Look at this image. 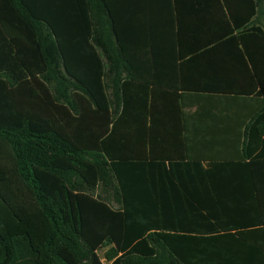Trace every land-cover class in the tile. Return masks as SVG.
I'll return each mask as SVG.
<instances>
[{
	"label": "trees",
	"instance_id": "1",
	"mask_svg": "<svg viewBox=\"0 0 264 264\" xmlns=\"http://www.w3.org/2000/svg\"><path fill=\"white\" fill-rule=\"evenodd\" d=\"M121 1L0 0V264H252L257 246L235 226L165 215L181 203L166 206L163 190L179 188L192 209V184L180 179L208 178L216 164L160 151L169 136L186 148L183 104L169 106L163 124L154 119L144 56L157 42L129 37ZM222 1V38L238 33L230 40L264 99L256 9ZM254 122L243 143L249 161L264 144Z\"/></svg>",
	"mask_w": 264,
	"mask_h": 264
},
{
	"label": "crops",
	"instance_id": "2",
	"mask_svg": "<svg viewBox=\"0 0 264 264\" xmlns=\"http://www.w3.org/2000/svg\"><path fill=\"white\" fill-rule=\"evenodd\" d=\"M122 1L117 15L122 24L130 26L129 37H152L157 42L158 49L144 56L149 91L145 102L155 106L154 119L163 124L171 118L166 115L171 110L169 106L183 104L186 148H173L172 138L167 136L160 151L175 149L179 158L200 162L205 168L216 164L208 178L200 175L180 179L186 186L192 184V209L183 203L179 188L171 189V194L165 188L162 199L166 206L171 205L174 197L181 203L177 212L171 206L165 207V215L179 218L193 215L194 226L198 228L215 224L214 221L202 223V215L212 220L220 218L224 226H235L232 232L238 228L255 243L258 254L255 259H249L250 263L264 264V144L255 151V159L243 158L245 135L252 122L255 121V126L261 121L259 114L264 110V99L256 96L260 86L242 47L230 40L238 33L222 38L230 30L222 10L224 2ZM228 4L232 10L254 7L256 13L251 26L264 33V0H228ZM246 13L242 11L244 18ZM253 57L259 63L260 54ZM258 126L264 129V122ZM224 162L228 163L220 165ZM247 164L251 168H246ZM199 210L201 213H195ZM246 260L234 259L229 263Z\"/></svg>",
	"mask_w": 264,
	"mask_h": 264
},
{
	"label": "rangeland",
	"instance_id": "3",
	"mask_svg": "<svg viewBox=\"0 0 264 264\" xmlns=\"http://www.w3.org/2000/svg\"><path fill=\"white\" fill-rule=\"evenodd\" d=\"M104 251H101V256H103Z\"/></svg>",
	"mask_w": 264,
	"mask_h": 264
}]
</instances>
